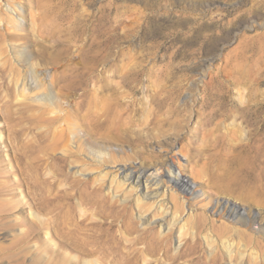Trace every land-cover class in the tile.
Masks as SVG:
<instances>
[{
    "label": "rangeland",
    "instance_id": "1",
    "mask_svg": "<svg viewBox=\"0 0 264 264\" xmlns=\"http://www.w3.org/2000/svg\"><path fill=\"white\" fill-rule=\"evenodd\" d=\"M52 17L57 18L51 21ZM51 22L65 41L60 50L51 49L53 40L41 32ZM4 26L20 35L29 33L32 26L35 30L28 39L19 41L5 39ZM21 56L27 60L25 63L20 61ZM17 71L26 77L15 84ZM3 73L10 86L6 100L16 124L7 137L0 111V209L11 204L20 206L11 220L17 218L21 224H9L0 214V264L103 263L101 255L91 257L43 226L44 221H52L46 201L71 196L76 218L86 225L78 236L89 238L93 234L91 223L104 222L96 214V207L86 203L89 188L103 182V194L109 191L111 201L122 203L129 187L126 183L114 194L109 189L111 178L116 177L118 169L141 167L136 158L114 165L104 163L111 151L132 153V148L123 143L92 140L78 120L76 110L85 95L96 93L103 98L98 102L108 100L109 94L103 93V88L125 94L122 102L135 101L144 107L132 119L135 129H144V122L151 119L156 125L155 134L176 128L181 136H187L182 141L181 137L166 133L160 141L148 137L142 140L145 151L160 155V161L174 167V175L184 170L183 179L190 185L192 197L207 206V211L200 212L217 220L223 211L217 203L229 202L246 217L247 208L241 198L223 199L218 191L195 185L191 173L203 169L208 155L213 153L228 157L235 164L226 177L228 182L243 184L242 177H235L242 168L252 174L258 168L264 172V0H0V75ZM23 85L27 95L37 87L47 89L23 99L19 97ZM217 96L224 106L207 107ZM44 103L53 105L58 114H69L71 120L78 121V137L92 141L93 150L69 154V148L76 150L75 143L68 147L58 145L57 125L50 122L53 115L47 113ZM196 125L200 130L191 139ZM70 138L73 140L74 135ZM214 139L218 144L212 148ZM60 158L63 162L58 164ZM159 167L160 175L166 169L161 163L147 169L151 173ZM236 188L241 190V186ZM145 189L142 180L139 190L149 193ZM141 197L142 213L135 204L128 203L131 221L139 230L146 221L162 235L169 234L171 253H176L193 233L186 225L192 211L186 209L174 220L172 211L157 215L152 206L155 200L161 202L159 197ZM263 205L252 209L254 218L262 212L264 217ZM120 226L116 222L111 233L117 235V249L126 246L137 255L134 249L141 247L136 246L137 234L126 233ZM260 227L253 226L255 231ZM21 230L33 232L28 244L20 241ZM209 233L197 237L198 254L209 257L215 251L222 264H231L222 242L209 247L205 239V235H212ZM253 263L249 260L245 264Z\"/></svg>",
    "mask_w": 264,
    "mask_h": 264
},
{
    "label": "bare ground",
    "instance_id": "2",
    "mask_svg": "<svg viewBox=\"0 0 264 264\" xmlns=\"http://www.w3.org/2000/svg\"><path fill=\"white\" fill-rule=\"evenodd\" d=\"M56 18L57 17H52L51 21L56 20ZM32 22L34 23V21ZM47 23L44 27L47 30L43 29L41 32L53 40V44L50 46L51 49L60 50V48L65 46V41L62 40L61 35L55 31L52 22L48 25ZM82 23L84 24V21H82ZM4 27H6L5 35L3 34L5 39L9 38L19 41L28 39L31 35V31L33 32L35 30V26H32L30 27L29 33L20 35L15 29L11 30V28H7V26ZM20 61L25 63L27 60L24 56H21ZM2 72L4 71L2 70ZM14 75V77L17 78L16 80L13 79L15 84L19 83V80H21L20 78L26 77L21 71H17V73L14 72ZM81 81L84 84L87 82L84 78ZM45 89L47 88L37 87L34 91L31 90L27 95L25 93V85H23V88L19 91V97L25 99L27 96L32 95L33 92L35 93V91L38 92ZM8 90H10L9 82H7V77L3 73L0 75V111L2 112L7 126V137H10V133H12L13 128H15L16 118L12 116L10 103L6 100L8 97ZM4 91L6 92L5 94L3 93ZM102 92L109 94V98L106 102H98L103 100V98L96 96V93H92V96H89V94L85 95L83 97L84 100L82 99L81 103L78 105L76 111L77 115L80 116L78 120H80L84 132L92 140L105 143L118 142L127 144L132 148V153L124 150L118 151V153L111 151L107 158L104 159V163L114 165L122 161H133L136 158L140 159L141 167L118 169L116 171V177L114 176L111 178L109 189L112 190V193L117 192L118 188L125 186L126 183L129 187V189L123 193L124 202L122 203L118 202V200L111 201L108 196L110 195L109 191L108 194H103L104 187H106L103 182H98L94 187L92 186L89 188L90 191H87L86 194V203L95 206L96 214L104 220V222L102 221L103 223H91L92 227L89 229L93 231V234H91L89 238L85 239L78 236L86 225L84 220L76 218V207L74 203L71 202V196H66L62 199L58 198L59 200L56 199V201L54 200L55 202L50 203L46 201L47 208L51 207L50 213L52 214V221L50 219L47 222H43V226L46 227L45 230L51 234L53 232L58 234L66 244L78 248L91 257L99 254L104 259H102L103 263L97 260L89 261L91 264H182L181 262L186 264H222L220 261L221 259L218 260L219 257L217 252L213 251L212 255L210 254L211 256L206 257L204 255L205 253L198 254L196 250L197 237L208 231L210 232L209 234L213 235H209V237L205 235V239L209 241V247H215V245L222 242V247L226 251L227 259L231 264H245L249 262V260L254 261L253 264H264L263 212L258 214L256 218L252 215V209H254V207L258 210L263 208L262 205L264 204L263 170L258 168L256 174H252L249 170L242 168L239 173L235 174V177H242L244 179L243 184L228 182L226 177L229 175V172L234 169L235 164L230 158L218 153H213L208 155V161L203 169L192 171L191 179L195 185H204L209 189L216 190L218 191L219 197L223 199L228 200L235 196L236 199L239 200L241 198V201L245 202L247 208L246 217L240 214L236 206L232 203L228 202L226 205L217 203L216 206L223 208V211L221 212L222 215L218 216L217 220H214L208 215L200 212L201 209L207 211V206L202 203H197V200L192 197V189L183 179L184 170H180V175H174V167L171 164L166 163V161H160V155H155L154 152L151 151H145V142L142 140L144 137L151 138L154 141H160L167 132L158 130V133L155 134L154 129L156 125L150 121L151 119H149L148 122H144L146 123L144 129L141 127L140 130L135 129L136 125L134 126L132 119L136 116L137 112H140L141 109L144 110V107L140 108L139 104L137 105L135 101L122 102L125 97L123 93L104 91V88ZM47 96L49 97L50 95L48 94ZM212 105L221 108L224 106V101L220 96H217V98L211 100L206 106L210 107ZM44 107L48 109L47 113L53 115V118H50L53 122H50L55 126L57 125L55 128L58 145L68 147L71 142L75 143L76 150L74 151L69 148V150H67L69 154L93 150L92 141H84L78 137V132L76 131L79 127L78 121L71 120L69 114H58L59 112L54 110L55 107L53 108V105L50 106L48 103H44ZM258 116L259 113L256 114L257 118ZM144 123H142V125ZM207 124L208 122L203 123L201 127L203 128ZM199 130L200 127H198V125L191 130V139L194 138L196 131ZM167 134L174 138L181 137L182 141L187 139V136H181V131L176 128L170 129ZM70 135H74L73 140H71ZM211 143V147L215 148L218 141L214 139ZM193 152L197 153L196 150H193ZM140 154L142 155L141 157H139ZM61 162H63V159H58L57 163L60 164ZM160 163L166 168L164 171H161L160 175L157 174V171L160 170L161 167L154 169L151 173L150 170L147 169L157 167ZM142 180L145 182L146 189L149 190V193H146V191L143 193L140 192L142 190H139ZM237 185L241 186V190L236 191ZM140 193L144 197L147 196V198L149 197L150 199H154L155 197L160 198L159 201L161 200V202L155 200L153 202L155 205L153 204L152 206H155V210L158 213L157 215L168 214V211H172V218L175 220V218L183 214L186 209L192 211V214H189L187 219V224L184 223L189 226L187 229H190L189 232L191 230L193 231V233L190 232L192 236L190 235V238L183 243L182 248H179L176 253H171L169 234L162 235L159 229L156 230L154 226H150L146 221V226L139 230L131 221L128 203H131V205L135 204L138 212L142 213L140 207L142 197ZM0 194H3V190H0ZM20 209V206L11 204L7 209L5 207L0 209V214L2 213V217L7 219L9 224H21V222H17V218L11 220L12 214L19 212ZM214 214L220 213L214 212ZM154 215L156 214L154 213ZM109 218H111V221H108ZM118 221L121 223L119 229H122L126 233L137 234L136 246H141L140 248L136 247L137 250L134 249V251L138 253L137 255L127 250L125 248L126 246L123 249H117V235L114 236L111 233L115 228V223ZM39 223L42 224V222ZM256 224L261 226L258 231H255L253 228ZM183 227L185 228L184 225ZM20 233L18 236L20 235V241L24 244H28L34 236L33 232L30 230H21ZM212 237H215V239ZM24 249L25 247L22 250Z\"/></svg>",
    "mask_w": 264,
    "mask_h": 264
}]
</instances>
